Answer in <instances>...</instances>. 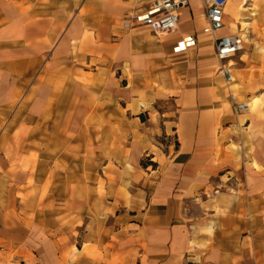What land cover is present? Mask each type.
<instances>
[{
	"label": "crops",
	"instance_id": "1",
	"mask_svg": "<svg viewBox=\"0 0 264 264\" xmlns=\"http://www.w3.org/2000/svg\"><path fill=\"white\" fill-rule=\"evenodd\" d=\"M7 1L0 0V11L9 8L6 5ZM121 1L130 5L127 10L136 5L134 0ZM192 1L190 0L189 6L182 10L179 25L184 19H192L194 13ZM197 1L201 4L203 26L199 24L197 28H201L195 31L192 23V28L187 30L184 26L189 22L185 21L183 31L180 28L169 34L182 31L174 36L170 44L165 41L160 43L152 41L148 35L129 38L113 34V0H12L14 11L19 12L15 13L16 18H19L17 23L27 26L28 37L25 40L30 42V63L32 65L36 63L35 68L30 72L28 87L30 98H24L18 104L19 107L28 105L30 110L29 151L32 149V144L37 149L38 135L33 129V123L39 121L37 118L39 96L44 107V113L41 115H45L46 121L52 123L81 120L76 117L77 107H82L81 105L84 104L93 108L91 117L87 118V121L98 120L101 114L98 107L102 104L101 100L104 99L105 105L108 102L109 105H113V157L117 159L115 155H121L119 163L114 162L115 167L120 171L113 168V184L118 187L113 191V203L117 201L121 203L123 199L122 206L125 213L117 217L126 219L125 229L132 234L131 239H128L127 247L137 248L139 251L138 257L134 258L131 255L124 259L123 264L141 262L144 253L150 261H155V264L162 262L166 264L164 261L167 257H175L180 250H183L189 238L187 233L191 232L189 228L194 225L192 218H198L200 212L211 216L214 224L211 226V231L206 233L205 253L192 261L195 264H247L242 261L245 247L238 236L246 230L244 227L246 223L241 218V213L248 208V211L254 213V218H259L257 214H260L264 201V189H262L264 176L256 173L255 169L247 170L246 161L252 159L247 158V154L252 152L255 140L259 141L256 134L264 135V119L253 120L252 134L249 128L253 121L246 119L241 127L239 117L244 113L234 112L232 100L227 99L223 93L214 92L213 87L206 85L183 88L178 81L170 79L172 71L178 70L176 65L171 67L167 60L168 55H173L172 49L176 39L188 34L196 37L197 45L200 42V34L203 35L202 29L206 25L204 7L199 0ZM74 11L80 16L78 25L93 30L94 34H87L83 38L71 36L69 27L75 23L70 22V16ZM54 24L66 28L57 31L53 28ZM119 29L125 35L143 28L124 29L121 20ZM204 37L207 36L203 35ZM214 39L215 37L209 36V39L202 41L209 42L214 49ZM19 40H22L21 37ZM113 40L115 43L123 44L116 68L119 65L122 73L125 69L131 76L122 75L121 81L125 83L122 90L111 88L104 93L105 96H109L108 101L100 94L102 87L99 83L107 79H111L113 83ZM144 42L151 45L147 50L142 49ZM102 43L109 46V55L105 56L109 61L105 66L98 67L96 64L90 71L73 63L63 68L51 69L47 64L50 62H47L40 71L37 69L38 58L46 54L50 47H53L50 56L53 59L54 57L58 59L66 52L71 54L75 48L78 57L81 50L83 56L87 51L92 53L91 56H85L88 63L94 58L99 61L98 51L101 50ZM19 49L22 50V45ZM131 50L138 53L133 54ZM23 58L21 56L9 63L18 70L27 65V61ZM83 78L92 79L94 84L92 86L84 84V80H81ZM178 90L181 92H171ZM78 91L82 94L85 91L87 94L84 93L81 99ZM112 91L113 96H111ZM215 96L220 100H216ZM83 99L84 104L81 101ZM165 99L173 100V107L159 110L156 104ZM3 100L0 99V102ZM153 111L159 113V116L152 117ZM109 121H112V115ZM11 134L12 132L4 125L0 126V139L8 138L12 136ZM54 137L62 138V135L58 134ZM162 137L164 139L170 137L171 142L163 145L160 140ZM123 139L127 142L121 147L119 142ZM130 153L131 159L128 156L124 157L125 154ZM144 156L150 157V164L141 162ZM1 162L0 209L9 212L10 217H14L13 204L20 208L23 203L24 208L33 210L32 205L37 203L38 195L26 194L20 187L24 175L26 178L36 180L37 174L32 173L30 166L26 169L28 172L25 170L20 175V179L14 180V172L10 170L9 165L4 160ZM63 165L62 162L59 165L62 167L57 166L53 185L59 180L63 186L68 183V176L59 173V168L62 170ZM139 174L142 175L141 180L134 182V177ZM11 188L16 193L11 194ZM19 192L23 193L22 197L16 195ZM117 196L120 198L118 199ZM71 200L79 202L80 197L77 195L71 197L67 191H63L51 192L45 198V201L52 203L48 210L57 222L55 227L48 231L53 247L45 248L42 244L43 257L38 258L39 253L33 251L37 261L31 264H37L39 260L46 264H66L64 259L69 250V240L73 239L71 227L80 229V222L86 220L85 207L77 205L70 208L66 203ZM187 218L189 221H186ZM24 232L21 229L13 230L19 242L21 237L29 236L28 231ZM135 236L141 237L144 247L137 245ZM66 238L68 241L65 240ZM19 242L8 241L7 248L12 246L16 248ZM33 243L36 248L41 246L37 240ZM34 244L30 247L33 248ZM76 248V253L72 250L70 252L71 257H76L75 261L71 262L69 257L68 263L93 262L84 253L83 246ZM259 249L261 250L260 247ZM104 254L111 260L114 250L104 249ZM189 258H193V255ZM16 262L17 260L14 259L13 264ZM249 264H264V260L250 259Z\"/></svg>",
	"mask_w": 264,
	"mask_h": 264
},
{
	"label": "rangeland",
	"instance_id": "2",
	"mask_svg": "<svg viewBox=\"0 0 264 264\" xmlns=\"http://www.w3.org/2000/svg\"><path fill=\"white\" fill-rule=\"evenodd\" d=\"M6 5L9 8L0 11V99H4L0 102V126L4 125L8 131L12 132V136L0 139V170L2 169L1 161H6L10 170L14 172V180H17L31 166L32 173L37 174L36 180L26 178L24 175L21 179L20 189L31 196L38 195V201L32 205L33 210L24 208L23 203L20 208H18V205L13 204L14 217H10L9 212H3L0 209V264H13L14 259L17 260L14 264H20V262L31 264L37 261L36 256L32 253L33 251L39 253L38 258L43 257L42 244L45 248L53 247L48 231L54 228L57 222L48 210L49 207L51 208L52 203L45 201V198L51 192L60 193L63 191H67L71 197L74 195L80 197L79 202H72L71 200L66 205H69L70 208L80 205L85 207L86 210V220L80 222V229L71 227L73 229L71 230L73 239L70 238L69 240V250L64 259L66 264H74L71 262H74L76 257H71L70 252L72 250L76 253V247L81 248L82 246L84 247V253L93 260L91 264H100V262L102 264H123L124 259L131 255L134 258L138 257L139 251L137 248L127 247L129 246L127 245L128 239H131L132 234L125 229L126 219L117 217L121 213H125V209L122 206L123 199L121 203L119 201L113 203V191L118 189L113 184V168L118 172L120 171L115 167L114 162L119 163V158L121 157V155H115L117 159L113 157V105H109V102L105 105L104 99L101 100L102 104L98 106L101 110L100 118L87 121V118L91 117L93 108L85 105V100L83 99L81 101L84 105L77 107L78 115L76 116L81 118V120L52 123L46 121L45 115H41L44 113V107L43 101L39 96L37 107V118L39 121L33 123V129L38 135L37 149L32 144V149L29 151L30 110L28 105L19 107L18 104L24 98H30L28 93L30 72L31 69L35 68L36 63L34 62L33 65L30 63V42L25 40L28 37L26 35L27 26L17 23L19 18L17 19L15 16L17 12L14 11L12 0H8ZM198 5L197 0L192 1L193 16L192 19H184L182 21L180 24L182 31L185 21L189 22L184 26L187 30L192 28V23H194L195 31L201 28H197L199 24L203 26L202 10L199 9ZM129 6L124 1L113 0V34L129 38L148 35L152 41L157 43L165 41L171 44L174 36L182 32L178 30L176 33L164 37L154 34L148 28H143L123 35L119 27L122 17ZM232 8L237 11L239 23L243 28L241 30L233 28L230 34L240 35L245 40L248 39V42L245 41L244 43L243 50L234 58L236 62L234 65L235 82L232 85H225L219 75V63L215 57L214 49L209 42L202 41V34H200V42L187 53L178 56L174 54L168 55L167 60L171 67L176 65L178 68V70L172 71L170 79L178 81L183 85V88L206 85L213 87L214 92L223 93L229 100H231L229 95L232 94L239 101H249L253 110L251 111L250 109L239 117L240 126L242 127L246 119H251L252 121L255 118L264 119V0H232ZM73 21L75 24L69 27V33L72 37L83 38L87 34H94L93 30L78 25L80 16L77 15L76 11L70 16V22ZM53 28L61 31L66 27L54 24ZM140 31L142 33H139ZM19 37L22 40H19ZM113 43V83L111 79L103 80L101 84L99 83L102 87L100 94H102L103 98L106 97L108 101L109 96H105L104 93L111 88L112 90H122V86L125 85L121 81L122 75L131 76L130 73H126L125 69L122 73L119 65L116 68L123 44L115 43L114 40ZM143 44L142 49L144 50L151 46L147 42ZM20 45H22V50L19 49ZM83 45L87 44L84 43ZM52 49L53 47H50L46 54L38 58L37 69L39 71L47 62H50L47 64L51 69L56 67L63 68L65 65L74 63L91 71L96 64L98 67L100 65L105 66L109 61L108 57H105L109 55V46L104 43H102L101 50L98 51L99 61L94 58L91 63H88L85 57L92 55L90 52L87 53L88 51L83 56L81 50L79 58L74 48L71 54L66 52L64 55L59 56L58 59L55 57L53 59L50 57ZM131 51L133 54L138 53L137 51ZM21 56L27 61V65L25 64V66L15 70L9 61L21 58ZM81 80H84V84L88 86L94 84L92 79L83 78ZM78 92L81 99L84 97V93L87 94L85 91L83 94L80 91ZM171 92L180 93L181 90ZM111 96H113V91ZM254 98H257L255 103L253 102ZM215 99L220 100L216 96ZM173 102L171 99H165L156 104V107L159 110H164L168 107H173ZM110 115H112V121H109ZM158 116L159 113L153 111L152 117ZM253 123L254 121L249 128L252 134L254 132ZM14 131L16 133L15 136ZM58 134L62 135V138L54 137V135ZM258 134L256 135L259 141L255 140L252 152L247 154V158L251 157L253 161L250 158L247 159L246 168L249 171L255 169L256 173L264 176V135L262 133ZM160 140L163 145L171 142L170 137L165 139L162 137ZM126 142V139H123L119 142V146L124 147ZM127 156L131 159L132 154L124 155L125 158ZM239 161L241 162L242 159L240 158ZM62 162L64 163V168L62 170L59 168V173L68 176V183L63 186L59 180L53 185V178L57 172L56 168ZM141 162L150 164V157L144 156ZM141 177L142 175L139 174L134 177L133 181L139 182ZM262 189H264V186H262ZM10 193L14 194L16 191L11 188ZM16 195L22 197L23 193L19 192ZM117 197L118 199L120 198V196ZM259 213L257 214L259 216L258 219L254 218V213L248 211V208L241 213V218L246 223L244 226L246 230L238 236H240L241 244L245 247L244 257L241 256V258L243 257L242 261L247 264H249L250 259L254 258L264 260V201ZM200 215L198 218H192L194 225L189 228L191 232L187 233L189 238H187L183 250H180L175 257H167L164 261L166 264H195L192 260L198 259L205 253L207 244L206 233L211 231L210 229L214 222H212L211 216L204 213L202 216ZM186 221H189L188 218ZM18 229L23 232H29L27 233L29 236L20 238L21 242L13 234V230ZM135 237H137L135 238L137 245L144 247L141 237ZM34 240L39 241L41 246L36 248L33 243ZM65 240L68 241L67 238ZM8 241H17L19 244L16 248L12 246L8 249ZM190 242L193 244L191 245ZM209 242H211V239ZM33 244L34 247L31 248L30 246H33ZM104 249L106 251L109 249L114 250V256H112L111 260L105 257ZM190 255H193V258H189ZM69 257L71 262L68 263ZM155 263V261H150L146 253H144L141 262L137 264ZM37 264L46 263L39 260Z\"/></svg>",
	"mask_w": 264,
	"mask_h": 264
},
{
	"label": "built area",
	"instance_id": "3",
	"mask_svg": "<svg viewBox=\"0 0 264 264\" xmlns=\"http://www.w3.org/2000/svg\"><path fill=\"white\" fill-rule=\"evenodd\" d=\"M136 3L127 10L122 19V27L127 30L148 28L151 32L164 35L177 30L182 10L189 6L190 0H134ZM204 7L206 25L202 29L203 35L215 37L214 50L219 63V75L225 85L235 82L234 58L243 50L245 39L236 34H219L226 25V8L229 0H199ZM188 38V39H186ZM195 36L176 39L173 54H184L195 46ZM180 45H183L180 47ZM232 108L236 113H244L249 109L247 101H238L232 94ZM217 192V191H216Z\"/></svg>",
	"mask_w": 264,
	"mask_h": 264
},
{
	"label": "bare ground",
	"instance_id": "4",
	"mask_svg": "<svg viewBox=\"0 0 264 264\" xmlns=\"http://www.w3.org/2000/svg\"><path fill=\"white\" fill-rule=\"evenodd\" d=\"M198 7L201 9V4L198 5ZM239 18H238V14L237 11L235 9L232 8V0H229V3L227 5V12H226V25L218 32L219 34H230V32L233 31V28H238L239 30H241L243 27L242 25L239 23ZM177 29H180V25H178ZM139 33H142V31H140ZM170 33H166L163 36H167ZM184 37H188V34H184ZM188 39V38H186ZM209 39V36L204 37L203 41ZM246 42H248V39L245 40ZM183 45H180V47H182ZM234 65L236 64L235 61L232 62ZM257 101V98L253 99V102L255 103ZM249 104V109L246 111L248 112L251 109V103L249 101H247ZM253 110V108L251 109V111ZM244 115V114H243ZM191 245L193 244L192 242H190Z\"/></svg>",
	"mask_w": 264,
	"mask_h": 264
}]
</instances>
